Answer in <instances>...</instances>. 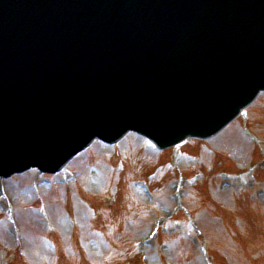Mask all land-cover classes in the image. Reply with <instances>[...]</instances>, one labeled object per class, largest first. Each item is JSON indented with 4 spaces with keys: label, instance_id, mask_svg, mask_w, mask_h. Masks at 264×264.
Listing matches in <instances>:
<instances>
[{
    "label": "water",
    "instance_id": "95a60500",
    "mask_svg": "<svg viewBox=\"0 0 264 264\" xmlns=\"http://www.w3.org/2000/svg\"><path fill=\"white\" fill-rule=\"evenodd\" d=\"M261 89L264 0H0L1 175L129 129L205 136Z\"/></svg>",
    "mask_w": 264,
    "mask_h": 264
},
{
    "label": "rangeland",
    "instance_id": "374dc122",
    "mask_svg": "<svg viewBox=\"0 0 264 264\" xmlns=\"http://www.w3.org/2000/svg\"><path fill=\"white\" fill-rule=\"evenodd\" d=\"M248 115L249 140L237 122L216 139L187 142L171 159L173 151L159 157L130 134L116 149L96 142L52 181L37 171L16 175L4 182L6 199L0 181V264H204L183 225L168 233L170 225L161 223L155 240L137 245L152 233L145 231L150 223L169 211L168 222L192 215L199 224L194 231H201L209 264H264V162L253 179L257 185L241 188L221 174L264 161V94ZM171 160L186 179L176 206L171 193L179 188L178 175L166 170ZM156 162L165 165L148 178ZM45 208L57 230L47 238L58 241L60 254L44 240Z\"/></svg>",
    "mask_w": 264,
    "mask_h": 264
},
{
    "label": "bare ground",
    "instance_id": "6f19581e",
    "mask_svg": "<svg viewBox=\"0 0 264 264\" xmlns=\"http://www.w3.org/2000/svg\"><path fill=\"white\" fill-rule=\"evenodd\" d=\"M256 101H257V100H256ZM255 103H256V102H255ZM255 103H254V104H255Z\"/></svg>",
    "mask_w": 264,
    "mask_h": 264
}]
</instances>
